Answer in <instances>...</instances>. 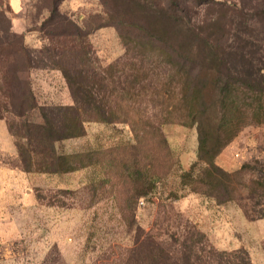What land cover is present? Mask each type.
Here are the masks:
<instances>
[{"label": "rangeland", "instance_id": "374dc122", "mask_svg": "<svg viewBox=\"0 0 264 264\" xmlns=\"http://www.w3.org/2000/svg\"><path fill=\"white\" fill-rule=\"evenodd\" d=\"M104 1L109 0H60L56 22L60 25V19H65L66 23L71 21L88 33L84 40L88 60L81 69L84 86L98 95V105L105 104L107 92L104 82L98 78H108L112 74L120 79V83L112 87L115 86V96L121 87L129 92L123 109L140 116L143 114L157 125L165 112L161 101L162 93L165 96L169 94L168 79L163 77L160 62L141 65L143 50L131 44L125 47L116 27L105 24ZM214 1L225 2L238 9L244 6L247 11L244 16L245 38L249 41L257 38L258 43L264 46V29L253 23L257 19L253 16L257 15L251 9L261 0ZM112 2L120 12L126 7L125 0ZM52 3L53 0H0V37L10 26L12 44L17 45L21 37L32 49L39 50L47 45V33L51 27L50 24L43 25L49 18ZM201 15L215 22L210 28L214 36L219 35L221 25L226 27L224 31L221 29V33L223 36L228 34L225 43L234 48L233 34L238 14L223 18L224 13L212 6L202 10ZM66 23L58 30L65 29ZM1 44L0 40V47ZM240 45L247 46L246 49L249 47L245 42ZM227 64L233 76L240 71L239 66L244 65L231 58ZM19 68L22 70L21 78L30 82L41 107L27 113V119L32 124L44 122L42 114L48 122L56 119L52 110L69 103V93L61 73L55 69H34L26 77L25 68ZM137 73L141 83L134 84ZM24 122V118H11L12 130L18 137L16 142L31 150L34 143L29 144L22 139L27 134ZM161 130L172 155L167 163L162 158H153V161L156 171H167L168 174L158 185L155 197L140 199L135 208L134 204L127 202L133 185L120 175L122 168L117 167L110 172L97 163L70 173L26 172L11 144L12 136L5 137L2 128L0 168H5L10 176L5 181L7 206L2 212L4 221L0 220V264H148L150 235L164 243L166 248L177 247L187 236L184 228L188 226L195 227L205 236V249L209 247L227 253L243 249L249 264H264V219L249 221L237 204H217L206 195L192 192L189 186L193 182L185 183L188 187L181 186V173L197 161L196 128L168 123ZM30 137L33 140V133ZM124 145H132L127 126L92 121L85 123L82 137L56 144L59 153L80 156L77 162L84 166L92 163L90 157L94 150L99 151L100 163L110 156L115 159V164L119 158L122 162L128 147ZM148 145L147 140L136 146L135 153L139 158L143 157ZM227 147L231 149L228 171H233L250 161L260 149L264 150V126L244 127ZM41 158L40 154L31 157V167L38 168ZM248 174L251 173L246 172L243 176L246 182L250 179ZM108 177L111 179H106ZM8 185L17 188L10 191ZM239 190L244 193L242 188ZM15 200L18 204L13 203ZM132 207L135 210L132 211ZM227 261V264L236 263L233 257H228Z\"/></svg>", "mask_w": 264, "mask_h": 264}, {"label": "trees", "instance_id": "16d2710c", "mask_svg": "<svg viewBox=\"0 0 264 264\" xmlns=\"http://www.w3.org/2000/svg\"><path fill=\"white\" fill-rule=\"evenodd\" d=\"M112 1L102 4L105 7V24L116 27L125 47L131 44L143 50L141 65L160 62L163 77L168 79L169 94L165 96L162 93L165 112L161 122L155 125L149 117L123 109L129 92L121 87L115 96V86L112 87L120 83V79L112 74L108 78H98V81L104 82L107 91L105 104L98 105V95L84 86L81 69L88 60L84 41L88 33L71 21L66 23L65 19L59 21L62 22L60 25L66 23L67 27L58 30L60 25L56 19L59 18L60 0H53L49 18L43 25L50 24L51 27L47 33V45L39 50L32 49L21 37L17 45L12 44L10 26L0 37L3 43L0 47V120L6 123L13 138L23 171L62 174L97 163L102 164L105 171L122 168L120 175L133 185L127 202L135 207L140 199L155 197L158 185L168 174L167 171H156L153 158L165 159L166 163L170 161L172 153L161 127L176 123L195 127L198 134L197 161L181 173V186L193 182L189 186L192 192L206 195L217 204H237L249 221L263 220L264 150L260 149L250 161L233 171H228L219 160L222 151L244 127L264 126V50L257 38H250L252 41L245 38L244 16L247 11L244 6L238 9L237 6L214 0H125L126 7L120 12ZM212 6L224 13L223 18L238 14L233 34L234 48L225 43L228 34L223 36L221 33V29L224 31L226 27L221 25L219 35L214 36L210 28L215 22L201 15L202 10ZM132 8L134 12H131ZM251 9L257 15L253 16L257 17L253 23L264 29V0ZM244 42L249 44L247 49V46L240 45ZM230 58L244 64L239 66L240 71L234 73L235 76L228 70ZM19 67L25 68L26 77L34 69H55L61 73L69 93V103L52 110L56 119L48 122L45 114H42V123L32 124L27 119V113L41 107L30 82L21 78ZM138 78L137 73L134 84L141 83ZM19 86L20 89L17 88ZM11 118L25 119L23 126L27 134L22 139L29 144L34 143L31 150L16 142L18 137L12 130ZM91 121L115 122L128 127L132 145H124L128 146L127 155L122 162L121 158L118 159V165L111 156L104 162H98L99 151L96 150L90 157L92 163L85 166L77 162L80 156L57 151L56 144L59 142L82 137L85 123ZM147 140L148 148L139 158L135 148ZM38 154L43 156L42 161L37 163L38 168H32L31 157ZM246 172L251 173L248 174V182L243 177ZM184 230L187 236L177 247L166 248L164 243L150 235L148 264H227L228 257L236 259L235 264H249L243 249L234 253L219 252L209 247L205 249V236L199 230L193 226Z\"/></svg>", "mask_w": 264, "mask_h": 264}, {"label": "crops", "instance_id": "0c3cea01", "mask_svg": "<svg viewBox=\"0 0 264 264\" xmlns=\"http://www.w3.org/2000/svg\"><path fill=\"white\" fill-rule=\"evenodd\" d=\"M2 128H3L4 136L5 137H7V136L9 137L10 136L11 137V135L9 134V131H8L6 123L3 120H0V130ZM0 136H1V132H0ZM10 141H11V144L13 145L14 150H15L16 155H17V149H16V146H15L13 140H12V137L10 138ZM0 149H1V146H0ZM230 151H231V149L227 147L219 155V160H220L221 164L223 165V167H225L226 169H230V162H229L230 161L229 160ZM4 169L0 168V183L2 184L1 188H0V220H1V222L4 221V219L2 218V212L6 209V206H7V202L5 200V195L7 194V188L5 186L6 185L5 181L10 176V174H8V172H6V170H4ZM20 172H21L20 174L23 175V171L20 170ZM18 175H16V176H18ZM9 184H11V183H9ZM8 187H9L8 190H10V191L16 190V188H17V187H13L11 185H8ZM13 203L14 204H18L16 202V200Z\"/></svg>", "mask_w": 264, "mask_h": 264}]
</instances>
